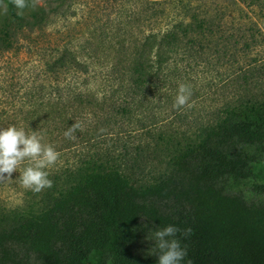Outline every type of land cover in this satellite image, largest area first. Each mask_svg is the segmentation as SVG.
Instances as JSON below:
<instances>
[{"label": "trees", "instance_id": "16d2710c", "mask_svg": "<svg viewBox=\"0 0 264 264\" xmlns=\"http://www.w3.org/2000/svg\"><path fill=\"white\" fill-rule=\"evenodd\" d=\"M196 10L185 11L187 21L173 20L131 46L122 42L119 61H127L118 70L70 49L45 70L58 82L60 74L75 82L85 74L129 76L122 80L128 81L126 95L159 90L186 73L176 59L178 44L189 65L199 39L195 32L213 31L210 19ZM43 12L41 6L21 17L9 4L8 14L0 15V50L12 43L11 28L42 23ZM119 113L129 122L138 114L120 104L107 112L106 124L116 123ZM88 160L69 186L38 208L0 216V264H158L154 232L168 225L193 230L181 238L187 249L181 264H264V99L246 97L228 106L197 137L177 144L154 182L135 185L120 165Z\"/></svg>", "mask_w": 264, "mask_h": 264}, {"label": "rangeland", "instance_id": "374dc122", "mask_svg": "<svg viewBox=\"0 0 264 264\" xmlns=\"http://www.w3.org/2000/svg\"><path fill=\"white\" fill-rule=\"evenodd\" d=\"M155 2L42 0V23L11 28L12 43L0 50V128L36 132L60 158L48 169L53 186L40 193L21 186L18 170L0 181V216L38 208L49 194L77 178L76 169L91 163L88 157L95 164L120 165L135 185L154 182L177 144L197 137L228 106L246 97L264 99V0H161V6ZM192 8L205 13L213 31L197 29L196 54L189 65L183 44H178L176 59L186 73L162 83L159 90L126 95L128 81L122 80L129 76L114 80L85 74L83 81L75 82L60 74L58 82L45 70L47 62L66 49L80 56L96 55V64L118 70L127 61H119L125 53L122 42L128 47L133 39L165 31L173 20L187 21L185 11ZM181 83L192 89L191 106L176 109ZM120 104L130 105L137 117L129 122L119 113L118 121L107 125V112L117 106L120 110ZM75 122L80 124L75 139L65 138Z\"/></svg>", "mask_w": 264, "mask_h": 264}, {"label": "clouds", "instance_id": "9594fccd", "mask_svg": "<svg viewBox=\"0 0 264 264\" xmlns=\"http://www.w3.org/2000/svg\"><path fill=\"white\" fill-rule=\"evenodd\" d=\"M9 4L16 9L18 16L23 17L25 10L36 11L40 8L42 0H0V15L8 14ZM191 95V87L181 83L173 107H190ZM78 129L80 124L75 122L65 131V138L75 139L74 134ZM59 158L60 153L52 145L43 143V136L36 132L28 134L23 128L15 126L0 128V181L11 179L13 172L18 170L21 186L40 193L53 186L48 169L56 165ZM192 231L191 228L181 230L173 225L156 230L154 237L159 253L158 264H181L187 256V249L182 247L181 238L189 236ZM187 264H192L191 260Z\"/></svg>", "mask_w": 264, "mask_h": 264}]
</instances>
